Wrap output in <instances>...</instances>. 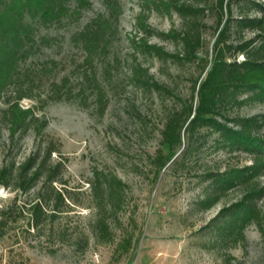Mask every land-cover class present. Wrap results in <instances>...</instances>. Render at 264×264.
I'll list each match as a JSON object with an SVG mask.
<instances>
[{
    "label": "rangeland",
    "instance_id": "1",
    "mask_svg": "<svg viewBox=\"0 0 264 264\" xmlns=\"http://www.w3.org/2000/svg\"><path fill=\"white\" fill-rule=\"evenodd\" d=\"M88 1L90 6L84 0L81 10L71 12L63 23L55 21L42 28L50 43L38 45L23 63L36 72L43 64L52 66V59L57 62L48 74H37L42 76L41 96L21 101L25 107L35 106L36 116L48 120L44 132L37 135L29 127L12 139L2 117L6 104L0 100V169L17 165L39 145L50 142L57 148L51 159L65 161L64 181L55 182V187L66 188L70 193L65 199L67 205L61 206L62 212L54 222L47 220L33 228L26 212L8 224L7 234L0 236V264H226L227 259L233 264H264V239L256 224L246 227L244 245L220 238V220L215 216L221 207L240 197L239 189H229L211 207L200 206L213 188L207 174L249 163V154L230 153L218 146L215 133L202 140L194 137L185 159L179 164L171 160L156 175L157 155L169 152L162 136L165 120L188 102L193 80L202 70L205 58L212 56L215 12L203 19L200 57L179 63L142 51L132 39L140 34L136 26L140 10L149 15L148 23L155 33L179 29L183 25L181 17L176 13L162 14L152 3L148 8L147 0H118L121 15L113 25L107 53L96 55L91 65L82 64L85 51L81 43L73 42L72 36L92 17L98 13L106 15L108 10L104 0ZM257 1L264 4V0ZM69 5L73 10L72 1ZM240 7L259 14L252 7L233 3L235 14ZM252 34L246 30L242 36L250 38ZM149 40L168 50L175 49L171 39L157 34ZM244 58V54L238 55V59ZM137 67L148 69L150 81H157L161 87L138 81L134 76ZM94 71L104 89L106 108L102 113V103L90 81ZM85 73L89 79L84 78ZM65 76L74 97L48 99V95L55 94L53 80L59 82ZM229 113L261 114L264 103L248 102L230 108ZM95 171L101 177L102 173H114L125 184L121 209L113 214L105 212L112 229L108 242L100 240L95 226L98 215L91 187ZM36 191L32 189L18 197L13 215L35 197ZM14 195L13 189L1 185L0 207L11 204ZM257 203L264 209V199ZM130 235L132 247L122 253L120 243Z\"/></svg>",
    "mask_w": 264,
    "mask_h": 264
},
{
    "label": "trees",
    "instance_id": "2",
    "mask_svg": "<svg viewBox=\"0 0 264 264\" xmlns=\"http://www.w3.org/2000/svg\"><path fill=\"white\" fill-rule=\"evenodd\" d=\"M69 1L73 2V10ZM87 6H90V1ZM84 0H0V100L6 104L2 111L7 132L12 139L32 127L36 134H42L48 124L44 117L36 116V107H25L23 98L37 99L41 96L40 80L52 70L57 62L31 72L23 63L38 45L49 44V35L42 33L51 22H61L71 16V12L80 11ZM107 14L98 13L82 29L73 34L72 40L81 43L85 58L82 64H93L96 55H106L110 45L114 24L121 15L118 0H104ZM149 8L162 14L176 13L182 19V27L155 33L148 23L149 15L140 10L136 18L138 34L132 39L139 44L142 51L154 54L161 59L171 58L176 62H193L200 56L204 44L202 33L203 19L209 12H215V40L212 44V56L205 58L200 73L193 80L188 102L182 104L165 120L162 130L163 141L169 152L157 155L156 170L159 176L161 169L172 160L179 164L193 147V139H203L205 135L216 134L214 139L218 146L230 153H247L249 163L228 166L226 170H217L207 174L212 182V190L200 201L203 209L211 207L221 199L229 189H239L240 197L220 208L215 219L221 240L231 239L234 245L246 243V227L254 223L258 226L264 239V209L258 204L264 199V113L255 115H231L229 109L248 102L264 103V4L257 0H147ZM236 6H249L259 12L253 15L241 8L235 14ZM69 6V7H68ZM250 9V10H251ZM253 31L252 37L246 38L243 32ZM157 34L162 39H171L174 50L150 42V37ZM235 34V38H232ZM259 42V43H258ZM245 58L238 59L239 54ZM134 76L138 81L161 85L152 79L148 69L137 67ZM85 79H89L87 73ZM90 81L95 86L98 99L104 112V89L93 72ZM55 89L48 99L66 100L74 97L68 76L59 82L53 80ZM65 88H68L65 90ZM65 91V92H63ZM206 132V133H205ZM57 148L47 142L25 156L17 165L11 164L0 169V186L15 191L11 204L0 207V236L7 234V226L17 221L25 213L30 214L33 228L44 221L54 222L61 206L67 205L66 198L70 193L66 188L55 187V182H63L65 161L52 160L53 151ZM95 171L91 187L95 201V226L99 230L100 240L108 242L112 237L111 221L105 214L121 209L122 194L125 184L116 174ZM37 189L33 199L14 211L18 197ZM52 192V193H50ZM18 205L16 204L15 207ZM51 207V208H50ZM131 235L121 242L122 253L132 247ZM226 264H233L227 259Z\"/></svg>",
    "mask_w": 264,
    "mask_h": 264
},
{
    "label": "crops",
    "instance_id": "3",
    "mask_svg": "<svg viewBox=\"0 0 264 264\" xmlns=\"http://www.w3.org/2000/svg\"><path fill=\"white\" fill-rule=\"evenodd\" d=\"M144 264H147V263H144ZM154 264H164V263L159 261L158 263H154Z\"/></svg>",
    "mask_w": 264,
    "mask_h": 264
}]
</instances>
